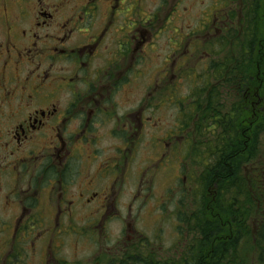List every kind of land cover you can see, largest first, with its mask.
<instances>
[{"label":"flooded vegetation","instance_id":"1","mask_svg":"<svg viewBox=\"0 0 264 264\" xmlns=\"http://www.w3.org/2000/svg\"><path fill=\"white\" fill-rule=\"evenodd\" d=\"M249 1L0 0V226L29 243L22 264H65L50 247L68 227L106 243L115 221L121 246L98 264H143L148 241L133 211L199 143V115L185 124L182 115H194V95L215 78L206 74L213 54L235 47L228 35L242 34ZM188 2L201 7L195 26L184 23L196 15ZM259 82L241 90L253 117L264 104ZM35 226L50 232L26 238Z\"/></svg>","mask_w":264,"mask_h":264},{"label":"trees","instance_id":"2","mask_svg":"<svg viewBox=\"0 0 264 264\" xmlns=\"http://www.w3.org/2000/svg\"><path fill=\"white\" fill-rule=\"evenodd\" d=\"M249 4L242 34L238 37L232 33L228 35L227 41L237 45V48L229 50L225 58L214 61L210 66L214 83H206L205 87L197 90L194 115H188L191 120L199 115L196 135L202 141L194 144L183 157L192 151L193 157H199V161L205 163L197 181L206 193L211 191L214 194L210 201L206 199V193L203 195L199 191L202 203L196 201L189 218L183 214H177V217L182 224L188 225V233L195 235L198 232L200 239L178 247L173 258L162 261L152 255L156 258L153 264H237L240 243L249 236L238 204L256 209L255 200L264 205V191L260 187L264 185V162L260 161L261 157L264 160L260 141L264 136V104L259 114L253 117V108L248 107L241 97L243 84L253 90L256 76L260 79V95L264 96V0H250ZM222 91H228V96L221 95ZM210 118H218L216 127L215 122L209 121ZM208 133L212 137H208ZM210 217L215 221H211ZM220 218L224 226H233L234 233L221 235L222 228L216 222ZM180 233L183 237V228ZM258 234L257 243L260 244L257 251L264 254L261 250V245L264 246V226Z\"/></svg>","mask_w":264,"mask_h":264},{"label":"rangeland","instance_id":"3","mask_svg":"<svg viewBox=\"0 0 264 264\" xmlns=\"http://www.w3.org/2000/svg\"><path fill=\"white\" fill-rule=\"evenodd\" d=\"M208 1L210 0H206V3H208ZM188 3L191 5L196 15L192 18H185L184 23L185 25L195 26L197 21L199 20L198 13L201 7L193 6V4L190 2ZM193 29L194 27L192 28V30ZM202 36L203 35L197 34L193 37V39L202 41L204 39L202 38ZM208 48V46H204V50L200 49L201 52H199V54L194 59L196 62H193L194 60L191 61L193 62L191 66L196 70V72H199L201 70V62L199 60L197 61V58L199 55L203 56V53ZM223 56L224 54L220 55L218 57V60H221ZM195 65L196 67H193ZM189 76L192 77V72ZM203 78H205V76H203ZM188 90L189 86L185 85L184 87H182L181 94H187ZM261 108L262 105L260 107V110H262ZM182 121H184L183 118ZM209 133H212V130H209ZM209 133L207 134L208 137H212V135H209ZM260 139L261 152L264 153V136H262V138ZM197 141L202 140L200 138H197ZM193 150L197 152V149ZM191 153L192 151L189 154H186V157H183L181 155L179 158V162L174 165V169L165 170L155 180H153V178H150V181L153 180V182L149 185L148 207L143 210L137 216V218H135V222H133V226L141 230L146 235L148 240L153 244V251L149 253V258H146L148 264H153L154 260H156V258L154 259L152 255L154 257L157 256L158 259L162 261L164 259L166 260L167 258H173V255H175L174 250L177 251L178 247L182 248L183 246H186V244L191 240L197 242V239H200L198 232H195V235H191L190 233H188V225L182 224L181 219L178 221L176 216L177 213L178 215L183 214L185 217L189 218L190 213L194 211V208L196 207V201L202 203L199 191H201L203 195H205L206 193L202 188H200L201 185L199 186L198 181H196L197 177L201 174L205 163L203 161H199V157H193V154ZM150 161L151 155L149 156V162ZM260 161L263 162L262 157L260 158ZM178 167L180 168L179 172L177 171ZM193 172H195V179L192 180L191 176ZM177 176L180 177V188L179 185L176 184V189L174 191L175 196H173V192L170 189L172 187L173 180ZM260 187L261 190L264 191V185ZM168 188L169 194L167 196L166 189ZM250 188V191H253L252 187ZM162 194L165 195V199L162 197ZM213 194V192L208 191L206 193V199L211 201V199L213 198ZM253 201L256 203V209L252 208L251 206L245 208L243 204H238V209L244 222V228L247 229V233H249V236L246 237L243 243H240V247L238 248V260L236 259L237 264H264V254H262V252L258 253L259 251H257V248L260 244L257 243L259 241L258 232L261 227L264 226V211L262 212L259 210H264V205L255 200ZM122 202H124L125 204L128 202V199L126 200L125 198H123ZM221 218L224 219V217ZM221 218L219 221H216L222 228L223 232L221 235L224 236L234 233V229H232L233 226H224L222 224ZM210 220L215 221L213 217H210ZM182 228L185 233L183 237L180 233V229ZM227 228L229 231H224ZM73 229L74 231H76V228L68 227L66 232L71 234L66 235L63 239L53 240L52 248L50 247V251L56 250L53 249L55 247V245L53 244L58 242L56 245L60 246V248L57 251L61 253L60 256L64 258V260L68 264H86L87 262H91L100 253L109 255L111 257L116 250H119L121 246V244L119 243L115 244L119 231L118 222L112 223V229L115 233V236L108 238L106 241L107 244L104 242V239L106 237H104V239L101 238L99 242L94 241V243L89 244V237H87V232L72 233ZM3 230L5 231L3 227H0V254L4 252V256H6L9 252V255L3 259V262L5 264V261L7 259L8 261L12 262V256L16 252H21V247H23L24 244L20 246L16 244L14 246V242H9V238L12 236V231L3 232ZM33 231H38V233L41 232L42 234H48L50 232V228L40 226H35L34 228L28 227L26 238H31L30 232ZM36 239L37 238H34V240ZM261 247V250L264 252V246L261 245ZM24 248L25 251L21 252L22 254L29 252L27 251L30 250L29 243L25 244ZM259 256H263V259H259ZM31 260L32 257L30 256L28 259L29 264H32ZM17 264L22 263L18 261Z\"/></svg>","mask_w":264,"mask_h":264}]
</instances>
